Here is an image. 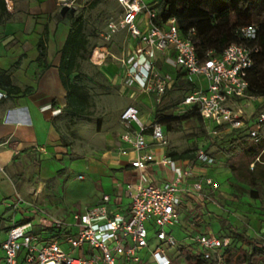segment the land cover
I'll use <instances>...</instances> for the list:
<instances>
[{
	"label": "crops",
	"instance_id": "0c3cea01",
	"mask_svg": "<svg viewBox=\"0 0 264 264\" xmlns=\"http://www.w3.org/2000/svg\"><path fill=\"white\" fill-rule=\"evenodd\" d=\"M5 1L8 15L0 16V93L6 95L0 98V166L5 168L0 173V263L5 256L2 245L14 224L31 222L39 242H49L54 236L53 228L45 226L43 214L67 221L58 215L83 212L109 195L110 211L127 218L131 206L125 192L127 184L160 187L178 178L182 189L179 207L182 220L169 230L178 240V247L170 251L173 264H188V256L201 254L194 243L200 235L229 237L232 245L222 251L225 259L229 254L233 256L234 248L243 246L246 253L252 243L257 248L264 245V216L248 214L249 219L244 218L242 223L236 214L238 210L251 211L243 204L258 202V206H263V200H254L231 188L233 184L245 189L248 186L233 175L224 152L222 155L228 162L219 167L215 163H201L198 154L194 158L175 159L170 156L172 151L168 146L154 149L156 162L146 169L132 166L137 153L123 137L128 134L135 137L139 127L123 122L121 115L133 106L139 110L141 121L150 126L158 100L138 85H130V75L145 64L144 47L138 39L127 29H119L116 33L125 38L123 46L117 45L110 52L112 39L105 43L109 55L102 65H94L111 89L101 100H93L95 107L90 118H74L65 112L67 91L60 73L61 52L72 27L70 19L61 15L62 3ZM138 25L143 32L149 29L144 16ZM171 53V50L152 52L158 70L170 74L173 84L177 80L187 82L180 69L167 62ZM250 109L251 101L248 112ZM249 114L258 115L251 111ZM166 136L169 140L168 133ZM145 137L149 145H154L151 131L145 132ZM164 155L175 162V169L160 163ZM207 179L219 183V188L206 184ZM200 181L201 190L195 188ZM68 192H72L70 198ZM19 198L25 203H20L17 210L10 208L9 204ZM76 205L81 209L74 212ZM235 233L253 242L239 240ZM85 250L89 251L88 247ZM141 255L144 264H151L146 253Z\"/></svg>",
	"mask_w": 264,
	"mask_h": 264
},
{
	"label": "built area",
	"instance_id": "2783aa9c",
	"mask_svg": "<svg viewBox=\"0 0 264 264\" xmlns=\"http://www.w3.org/2000/svg\"><path fill=\"white\" fill-rule=\"evenodd\" d=\"M59 1L62 5L71 6L81 3V0ZM103 1L116 2L122 9L119 24H109L104 42H109L119 29H127L144 47L145 64L139 65L137 73L130 75V85L136 84L143 91L160 98L166 95L174 79L158 70L152 52L168 53L171 50L167 62L179 68L187 82L195 85V90L183 100L182 111L177 114L194 108L207 124L213 125L215 135L223 129L227 133L238 131L260 142L264 112L256 116L248 112L249 102L255 99L248 93V76L254 66L253 55L258 49L250 48L244 42L234 43L220 56L208 52L201 59L191 38L194 30L183 37L176 18L169 19L162 26L155 22L158 0L149 4L144 0ZM141 16L149 27L146 32L138 25ZM237 33L244 41H250L257 38L258 29L255 25L244 26ZM105 43L92 53L91 60L96 65H102L109 55ZM5 96L0 93V98ZM121 119L139 127L135 137L128 134L123 138L137 153L132 166L144 170L156 162L154 149L169 146L164 127L160 124L146 126L140 119L139 110L133 106L122 113ZM147 131H151L154 145L147 143ZM197 158L206 165L215 163V159L204 151H200ZM160 163L175 169V162L169 155H164ZM4 171L5 168L0 166V173ZM184 174L187 175V172L184 171ZM205 182L214 189L220 186L211 179ZM180 184V178L160 187L127 184L125 192L131 199L127 218H120L110 211L112 200L109 195L103 196L99 204L74 214L72 221L43 214L45 226L53 228L54 234L52 240L45 243H40L34 235L31 222L14 224L2 245L5 256L0 264H144L142 253L148 255L151 264H173L170 251L178 247V240L169 230L177 227L182 220L179 211ZM195 188L201 190L203 182L195 184ZM20 203L25 201L19 198L9 206L17 210ZM75 228L77 232L74 233ZM151 237L156 242L153 250ZM194 243L201 249L199 264H225L226 254L222 251L231 247L232 240L205 234L195 238ZM85 246L89 251L85 250Z\"/></svg>",
	"mask_w": 264,
	"mask_h": 264
},
{
	"label": "trees",
	"instance_id": "16d2710c",
	"mask_svg": "<svg viewBox=\"0 0 264 264\" xmlns=\"http://www.w3.org/2000/svg\"><path fill=\"white\" fill-rule=\"evenodd\" d=\"M158 14L155 22L162 26L171 18H176L179 31L183 37L191 36L197 47V53L204 59L208 52L220 56L225 49L234 43H245L248 47L258 49L254 53V66L250 70L249 95L264 98V0H158ZM8 15L6 1L0 0V16ZM68 15H66L67 17ZM0 17V20H1ZM255 25L258 36L254 40L244 41L237 30L244 26ZM41 50H44L41 42ZM60 73L63 85L67 91V106L65 112L74 118L93 115L95 107L93 97L87 87L78 82L81 75L82 61L89 53V38L84 32L82 19L74 20L62 49ZM196 120L201 126L207 124L196 109H190L179 115L158 109L153 124L164 127L165 133H175L183 129L184 122ZM101 120L98 119L100 129ZM231 134L230 149L223 151L229 162V167L238 182L248 186V189L231 185L232 189L242 194H248L254 200H263L264 191V126L260 131V142L250 135L234 131ZM242 155L244 161H236V156ZM175 159L194 158L190 151L172 152ZM234 160V161H232ZM254 164L251 167V164ZM237 239L252 243V239L235 233ZM233 256L229 254L225 260L231 264ZM188 264L201 263V257L188 256ZM236 264H264V245L257 248L252 243Z\"/></svg>",
	"mask_w": 264,
	"mask_h": 264
},
{
	"label": "rangeland",
	"instance_id": "374dc122",
	"mask_svg": "<svg viewBox=\"0 0 264 264\" xmlns=\"http://www.w3.org/2000/svg\"><path fill=\"white\" fill-rule=\"evenodd\" d=\"M13 3L16 0H12ZM80 1V0H79ZM154 0H144L146 3H152ZM207 3V0H205ZM10 3V2H9ZM13 3H10L12 5ZM68 6L70 9L75 8L74 14L70 11L66 14L67 18L70 19L71 23L74 20L82 19L84 25V32L89 38V53L87 58L82 61L81 75L79 76L78 82L85 85L93 97V100H101L102 96L109 93L111 87L107 85L101 73L98 71V67L94 65L91 60L92 53L94 50L104 42V36L108 32V26L110 23L119 24L121 20L122 9L120 5L116 2H106L103 0H81V3H75ZM65 15V16H66ZM111 41V40H110ZM125 38L122 34L116 33L112 36V41L109 43L110 52L115 49L118 45L123 46ZM110 57V56H109ZM111 58V57H110ZM84 67V69H83ZM195 90V85L193 83L185 82L183 80H177L172 88L168 90L166 95L162 98L158 97L154 93L151 95L158 99L156 102V111L158 109H164L168 113L177 114L182 111V102L185 97L191 94ZM150 94V93H148ZM253 105V107H252ZM260 114L264 112V98H256V100H251V109L249 112ZM213 125L205 124L201 126L196 120H188L184 122L183 129L179 132L168 133L169 136V146L172 152H185L190 151L191 154L196 155L200 151H204L211 157L215 159V164L221 166L228 160L222 155L223 151H226L231 147V134L227 133L226 130H220L218 135L213 133ZM246 158L242 155L236 156V161H244ZM234 161V160H232ZM230 162V161H229ZM68 198L72 196V192H68ZM65 195V194H64ZM63 196V193L61 194ZM263 203H264V191H263ZM258 202H253L251 204H243V206L251 209L249 213H244L243 211H237V218L240 222L244 223V218H248L250 215H262L264 213H258V211H264L263 206H258ZM247 208V209H248ZM81 209L80 205H76L73 209L77 212ZM83 210V209H82ZM240 214H239V213ZM60 218L70 221L74 216L73 213H65L58 215ZM264 222V221H263ZM77 232V228L74 229V233ZM155 241L151 243L152 250L155 248ZM66 249V247L64 246ZM233 250V261L231 264L238 263L239 259L244 255L245 249L241 246L240 249ZM180 264V263H176Z\"/></svg>",
	"mask_w": 264,
	"mask_h": 264
},
{
	"label": "water",
	"instance_id": "95a60500",
	"mask_svg": "<svg viewBox=\"0 0 264 264\" xmlns=\"http://www.w3.org/2000/svg\"><path fill=\"white\" fill-rule=\"evenodd\" d=\"M70 11L71 14H74L76 9L75 8H69L68 6H63L61 9V15L65 16Z\"/></svg>",
	"mask_w": 264,
	"mask_h": 264
}]
</instances>
